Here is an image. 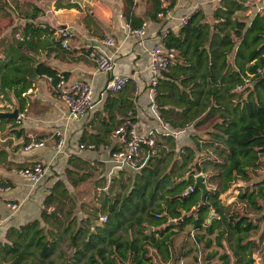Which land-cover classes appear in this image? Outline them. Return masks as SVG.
Listing matches in <instances>:
<instances>
[{
	"label": "trees",
	"instance_id": "1",
	"mask_svg": "<svg viewBox=\"0 0 264 264\" xmlns=\"http://www.w3.org/2000/svg\"><path fill=\"white\" fill-rule=\"evenodd\" d=\"M122 1L125 22L142 25L134 1ZM146 2V15L157 19L160 0ZM5 5L0 0V15ZM56 6L74 5L56 1ZM248 6L245 0H219L210 20L195 9L176 33L166 28L161 37L174 58L156 83L159 119L172 128L209 126L190 133L191 144L178 147L172 133L153 132L156 152L133 174L119 170L117 182L110 178L106 189L103 180L97 181L95 204L80 208L82 216L74 211L69 188L88 180L91 171L65 167L67 184L53 180L38 216L5 228L0 264H176L192 249L172 247L186 225L194 245L207 248L205 258L214 259L208 264H253L254 252L264 253V7L247 21L235 11ZM38 11L33 6L24 14L26 21L9 35L0 34V100L17 104L18 111L33 77L45 74L53 83L57 73L66 76L38 57L42 50L68 49L47 23L33 20ZM88 49H82L86 55ZM120 90L107 93L101 110L87 122L95 131L83 129L79 142L106 145L110 131L126 116L134 120L132 95ZM7 122L18 123L0 118V126ZM13 130L27 141L22 128ZM0 155L5 151L0 149ZM198 173L206 186L202 200L194 185Z\"/></svg>",
	"mask_w": 264,
	"mask_h": 264
},
{
	"label": "crops",
	"instance_id": "2",
	"mask_svg": "<svg viewBox=\"0 0 264 264\" xmlns=\"http://www.w3.org/2000/svg\"><path fill=\"white\" fill-rule=\"evenodd\" d=\"M56 1L60 4L71 2L74 6H56ZM133 1L135 3L134 13L144 21L142 38L125 36L122 0H13L15 10L17 9L16 11H19L21 15L15 16L12 10H7L0 15H5L7 18L3 20L9 21V24L2 30V34L10 33L14 25L26 21L28 18L24 14L31 12L33 6L39 7L38 15L33 20L47 23L53 29L49 28V32L54 37L59 35L62 28L71 30L72 35L67 50L61 51L54 48L46 53L42 50L38 57L57 71H64L65 77L88 80L93 87L92 106L80 118L67 119L64 104L52 90L51 79L45 74L35 76L32 78L31 85L22 93V109L18 111L14 119L18 122L17 125L10 126L7 122L0 126V133L5 132L0 137V149L5 151L4 156L0 155V182L8 185V189L0 190V237L7 226H17L38 216L42 196L53 180L61 178L67 184L64 175V168L67 166L79 171L86 168L91 171V174L98 169L99 179L105 183L103 187H106L110 178L115 177L113 183L119 179L121 169L112 173L108 172V154L117 146L115 138L110 133L106 145H99L93 149L78 147V138L83 129L90 132L95 131L94 128L89 127L87 122L93 117L94 111L101 110L103 100L109 93L104 89L108 73L95 68L93 61L82 50L83 47L90 45L104 51L113 50L115 57L113 70L117 73L137 75L141 90L133 95L132 84L128 82L120 90V94L132 95L134 119L138 131L143 133L170 132L173 134L175 147H178L191 144L190 133L202 132L205 129H201L200 125L192 124L183 128H172L157 117V110L152 105L145 87L149 74L145 49L159 40L158 33L162 28L176 33L181 19L195 9L202 10L205 17L210 20L211 11L217 4L216 1L171 0L173 1L171 15L162 21L157 17V19L148 18L146 0ZM246 3L249 5L247 8L236 10L235 13L239 16L247 15V21L255 11L264 7V0H248ZM14 33L17 34V32ZM108 36L114 39L115 49L103 43V38ZM49 46L52 44L47 45ZM12 100V103H15V99ZM92 124L95 125V119ZM19 128H22L25 135L43 137L45 144L38 148L23 150L21 148L23 135H16L13 130ZM56 129H61L64 135L63 145L58 151L54 148L59 138L54 134ZM35 160L44 162L47 167L43 177L32 183L20 176L16 169L29 166ZM125 171L131 174L134 172L126 169ZM8 200L19 202L17 210L12 214L8 212L5 205Z\"/></svg>",
	"mask_w": 264,
	"mask_h": 264
},
{
	"label": "built area",
	"instance_id": "3",
	"mask_svg": "<svg viewBox=\"0 0 264 264\" xmlns=\"http://www.w3.org/2000/svg\"><path fill=\"white\" fill-rule=\"evenodd\" d=\"M218 3L219 0H215ZM248 0H246L247 2ZM161 9L157 11L156 17L159 20H164L171 15L172 7L167 6L165 0H160ZM188 16V15H187ZM183 17L179 26L184 22ZM144 23V22H143ZM164 24V23H163ZM161 24V25H163ZM166 28H162L158 33L159 40L153 42L145 49L146 63L149 68V74L146 82L147 93L151 99L152 105L153 96L156 92V83L158 77L165 71L168 65L174 58V52L171 47H166L161 41V37ZM144 34L143 24L137 27H131L125 22V36H134L142 38ZM72 35L71 30L62 28L59 32L60 45L63 48L69 47V39ZM94 38V37H93ZM103 43L108 47L115 49V41L111 37H104ZM88 49V57L93 61L97 70L108 73L104 85L105 91L114 93L123 88L125 84H132V93L137 94L141 90L140 82L137 75L117 73L113 70L115 63L114 51H104L97 47L90 46ZM55 81L52 83V90L65 107V117L67 119H78L84 114L93 104V87L90 81L80 78L69 79L61 73H57ZM238 88L239 86L236 85ZM155 106V105H154ZM158 117V114H156ZM134 116V115H133ZM159 118V117H158ZM154 131L143 133L138 131L135 119L126 116L118 125H116L110 134L115 138L117 146L110 150L107 161L109 162L108 172L112 173L120 169L135 171L139 167L138 157L142 154V159L156 152V141L153 135ZM54 134L59 138L56 141L54 148L60 150L63 145V131L56 129ZM27 141L22 143L23 150L38 148L45 144L43 137H35L27 135ZM79 148L93 149L92 142H79ZM143 161V160H142ZM141 161V162H142ZM140 162V163H141ZM46 164L40 160L33 161L29 166L18 167L16 172L35 183L39 181L45 174ZM190 188V187H189ZM8 189V185L0 182V190ZM8 212L12 214L19 206L18 201L8 200L5 202ZM8 213V214H9ZM104 219V216H101ZM1 224V219H0Z\"/></svg>",
	"mask_w": 264,
	"mask_h": 264
},
{
	"label": "rangeland",
	"instance_id": "4",
	"mask_svg": "<svg viewBox=\"0 0 264 264\" xmlns=\"http://www.w3.org/2000/svg\"><path fill=\"white\" fill-rule=\"evenodd\" d=\"M6 5L4 6V10L7 12V10H12L15 16L21 15L19 11L15 10V6L13 5V0H4ZM15 7V8H14ZM17 12V14H16ZM3 18H7L5 15L0 16V34H2V30L5 26L9 24V21L3 20ZM15 105V104H13ZM12 104H8L6 100H0V109H11L13 107ZM210 122H206L203 124H200L199 127L201 129L207 128L209 126ZM2 133H0V137L2 136ZM142 154L138 157V163H140L142 159ZM264 159V154H263ZM262 172L264 171V164L262 165ZM127 172V171H126ZM99 170L96 169L92 172L90 180L84 181L78 185H76L73 189H70V192L72 196L74 197L76 201V207L74 209L76 215L82 216L83 212L80 208H86L88 206L94 205L95 201L94 197L96 193L99 191L100 187L99 184L97 185V181L100 182L101 179H99ZM241 183V182H239ZM105 189V187H103ZM233 199V196L227 197V200ZM80 206V207H79ZM150 229V228H149ZM189 233V234H188ZM256 233L252 234V237H256ZM172 247L174 251H179L182 249H185L186 247H191V251L180 258L176 264H208L214 261V259H206V251L207 248L202 247L201 245L195 246L194 242L191 238V230L189 225H186L184 230L177 234L173 241H172ZM64 247V243H62V248ZM220 250V248H218ZM67 252V251H66ZM53 257L57 258L56 255H53ZM60 259V257L58 258ZM156 264H167L166 262L157 261ZM253 264H264V253L258 249L254 252V261Z\"/></svg>",
	"mask_w": 264,
	"mask_h": 264
},
{
	"label": "water",
	"instance_id": "5",
	"mask_svg": "<svg viewBox=\"0 0 264 264\" xmlns=\"http://www.w3.org/2000/svg\"><path fill=\"white\" fill-rule=\"evenodd\" d=\"M18 115V108L17 105H13L11 109H0V118L5 119H15ZM194 185L198 186L200 188V200H202L204 192L206 190V186L204 184V181L202 180L201 174L195 175ZM150 228V227H148Z\"/></svg>",
	"mask_w": 264,
	"mask_h": 264
}]
</instances>
